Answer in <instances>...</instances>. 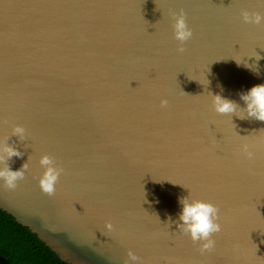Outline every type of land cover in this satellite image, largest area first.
Wrapping results in <instances>:
<instances>
[{
	"label": "water",
	"instance_id": "1",
	"mask_svg": "<svg viewBox=\"0 0 264 264\" xmlns=\"http://www.w3.org/2000/svg\"><path fill=\"white\" fill-rule=\"evenodd\" d=\"M0 211L67 264H264V0H0Z\"/></svg>",
	"mask_w": 264,
	"mask_h": 264
},
{
	"label": "trees",
	"instance_id": "2",
	"mask_svg": "<svg viewBox=\"0 0 264 264\" xmlns=\"http://www.w3.org/2000/svg\"><path fill=\"white\" fill-rule=\"evenodd\" d=\"M0 264H67L27 228L0 211Z\"/></svg>",
	"mask_w": 264,
	"mask_h": 264
}]
</instances>
